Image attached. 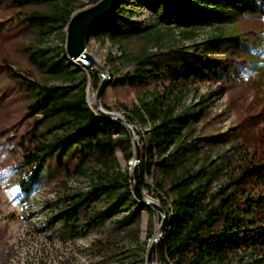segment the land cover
<instances>
[{"label": "rangeland", "instance_id": "374dc122", "mask_svg": "<svg viewBox=\"0 0 264 264\" xmlns=\"http://www.w3.org/2000/svg\"><path fill=\"white\" fill-rule=\"evenodd\" d=\"M8 1H0V264H172L163 250L167 233L163 220L181 169L202 168L205 177H211L209 196L236 188L237 192L245 189L256 202L264 197L263 17L239 12L222 23L223 30L235 34L226 56H211L224 70L220 74L208 70L206 76L192 80L189 91L180 97V108L173 117L185 109L191 111L196 146L184 144L178 132L153 145L156 120L142 104L158 103L160 95L145 94L154 87L161 89L166 80L153 79L146 85L118 80L136 78L141 61L133 59L156 49L161 54L151 55L153 63L173 67L186 60V55L177 58L173 54L201 49L213 25L198 27L191 37L193 29L172 23L171 15L167 18L156 10L154 0H114L111 13L88 29L84 49L91 64L71 58L55 70L48 66L64 57L62 51L66 54L67 23L49 22L38 32L24 13L35 9L39 0H26L34 5ZM98 1L56 0L41 7L50 16L61 9L70 10L71 16ZM177 8L181 13L180 6ZM137 30L148 37L110 36L116 31ZM204 65H196L195 70ZM81 72L86 78L88 107L100 118L121 122L126 134L112 130L109 137H128L130 144L123 148L115 143L112 155L116 170L127 177V183L119 184L112 197L121 194L124 204L111 211L104 224L72 235L70 225L58 220L54 204L73 192L88 193L107 164L94 157L86 161L88 167L77 171L73 168L76 153L70 152V146L58 147L53 154L40 156V160L45 157V165L34 179L31 168L39 159L31 163L28 157L46 139L44 133L64 132L67 125L62 107L49 109L38 104L37 86L68 87L70 93V84L81 85ZM216 134L217 139L210 137ZM163 158H168V165L161 166ZM64 161L70 165L66 169L61 167ZM31 175L34 181L29 186L23 181ZM262 203L253 214L264 231ZM232 264H264V253L241 250Z\"/></svg>", "mask_w": 264, "mask_h": 264}, {"label": "trees", "instance_id": "16d2710c", "mask_svg": "<svg viewBox=\"0 0 264 264\" xmlns=\"http://www.w3.org/2000/svg\"><path fill=\"white\" fill-rule=\"evenodd\" d=\"M0 1L5 2L6 0ZM48 1L56 0H39L40 4L35 5V9L24 13L25 18L30 19L29 24H33L38 32H41L43 26L49 22L65 25L70 17L71 11L66 9L53 12L50 16L41 7ZM19 2L23 5L33 4L26 0H19ZM154 2L156 10H159L162 15L167 18L171 15L172 23L192 28L193 36L191 37H195L194 32L198 27L213 25L214 30L202 40L201 49L195 47L190 54L174 53L173 56L177 58L181 55L188 56L186 60L181 59L176 63L174 68L170 63L162 64L159 61L155 63L151 61V55L161 54V50L156 49L152 53L149 52L150 55H142L133 59V61H141L135 74L136 78L127 76L118 81L120 83L138 82L140 85H146L153 79L166 80L167 83L163 84L161 89L154 87L153 90H148L149 93L146 91L147 96L156 93L157 98L160 95L158 103L142 104L144 110L151 115V118L153 117L152 120H156L153 125L154 141L152 144L158 145L161 141L166 142L172 134L178 132L183 136L184 144L192 143L195 147L196 141L194 140L197 136L193 127L194 123L190 121L191 111L187 112L185 109L176 118L173 117V112L180 108L177 105L180 97L189 91L192 80L206 76L208 70H212V73L219 72L218 74L224 70L219 60L211 56L216 55L220 58L226 56L235 34L223 30L221 24L231 21L239 12L258 14L264 18V0H154ZM178 6L182 10L181 13L177 11ZM191 15L193 16L188 18ZM126 32L129 31H116L110 36L124 39L148 37L142 36L143 31L141 30ZM62 54L64 57L60 61H53L48 66L50 69L59 70L69 60L64 51ZM203 63L205 65L197 72L195 66ZM81 79L79 86L72 87L73 85L70 84V93L68 87L53 89L37 86L38 104L49 109L62 107L66 116L64 122L66 121L67 125L64 132L47 131L44 133L43 136H46V139L36 146L34 156L28 157L31 163L39 159L37 164L31 168L34 179L38 177L37 174L45 165V157L40 160V156L45 153L53 154L58 147L70 146V152L76 153L77 158L73 168L76 167L77 171L88 167L85 164L86 161L95 159L94 157L102 159L107 164V167L99 172V179L92 183L88 193L73 192L54 204L58 220L70 225L72 235L83 232L92 225L104 224L111 211L119 209L124 204L121 194L117 193L112 197L119 184L127 183L126 175L116 170L118 165L112 163V155L115 143L123 148L130 144L128 137L125 140H114L109 137L112 130H119L126 134L125 126L118 121L100 118L88 107L84 92L86 78L83 73ZM59 97L60 100H58ZM136 115L139 118L141 116L139 113ZM137 116L132 114L133 118ZM218 136L216 134L210 137L217 139ZM168 162V158H163L161 166L168 165ZM68 166L70 165L67 161H64L61 167L66 169ZM181 170L182 173L176 176L174 181V195L166 206L168 211L167 233L162 240L163 250L172 264H232L233 260L241 255V250L245 252L260 250L264 253V231L261 225L256 224L253 214L255 210L263 206L264 197L256 202L245 189L237 192L236 188L228 191L221 189L209 196L211 177L206 178L202 168ZM32 175L23 182L31 186L34 181ZM127 198L130 199V194H127ZM132 200L133 204L138 206L137 201ZM134 212L138 213L139 210L136 209Z\"/></svg>", "mask_w": 264, "mask_h": 264}, {"label": "water", "instance_id": "95a60500", "mask_svg": "<svg viewBox=\"0 0 264 264\" xmlns=\"http://www.w3.org/2000/svg\"><path fill=\"white\" fill-rule=\"evenodd\" d=\"M114 6V0H99L97 3L78 10L71 14L66 24V38H65V51L68 59H80L86 65H90L92 59L90 55L85 52L84 41L87 36L88 29L98 20L110 14ZM103 83L97 92L100 94ZM138 195V189L136 188ZM165 218L163 224H166L168 219V211L164 210Z\"/></svg>", "mask_w": 264, "mask_h": 264}]
</instances>
